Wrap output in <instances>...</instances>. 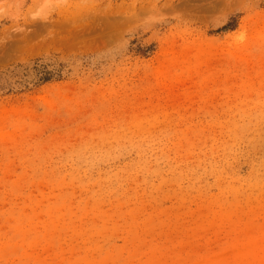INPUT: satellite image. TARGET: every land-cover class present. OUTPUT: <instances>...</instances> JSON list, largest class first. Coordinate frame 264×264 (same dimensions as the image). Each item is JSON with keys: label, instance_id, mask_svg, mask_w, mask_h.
<instances>
[{"label": "rangeland", "instance_id": "obj_1", "mask_svg": "<svg viewBox=\"0 0 264 264\" xmlns=\"http://www.w3.org/2000/svg\"><path fill=\"white\" fill-rule=\"evenodd\" d=\"M0 264H264V0H0Z\"/></svg>", "mask_w": 264, "mask_h": 264}]
</instances>
